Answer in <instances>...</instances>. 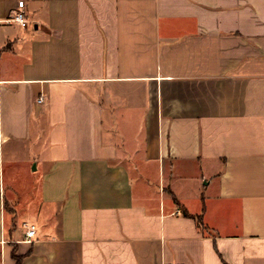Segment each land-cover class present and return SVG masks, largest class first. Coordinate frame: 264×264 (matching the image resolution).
<instances>
[{
    "label": "crops",
    "instance_id": "obj_1",
    "mask_svg": "<svg viewBox=\"0 0 264 264\" xmlns=\"http://www.w3.org/2000/svg\"><path fill=\"white\" fill-rule=\"evenodd\" d=\"M0 190V264H264V0H0Z\"/></svg>",
    "mask_w": 264,
    "mask_h": 264
},
{
    "label": "rangeland",
    "instance_id": "obj_2",
    "mask_svg": "<svg viewBox=\"0 0 264 264\" xmlns=\"http://www.w3.org/2000/svg\"><path fill=\"white\" fill-rule=\"evenodd\" d=\"M5 163V164H4ZM3 163V175L5 178V183L8 184L12 180L15 182V185L19 193V205H18V219H22L24 214L27 213L28 209L35 204L36 192H33L34 185L38 178H36V173L31 172L33 165L28 169V164L24 155H20L17 159V162L14 164H9L10 162ZM151 175L144 178L146 179V184L150 185L153 189L158 190L159 186V177H158V167H152ZM134 184L138 183L136 176H133ZM137 182V183H136ZM9 188V187H8ZM35 195V196H34Z\"/></svg>",
    "mask_w": 264,
    "mask_h": 264
},
{
    "label": "built area",
    "instance_id": "obj_3",
    "mask_svg": "<svg viewBox=\"0 0 264 264\" xmlns=\"http://www.w3.org/2000/svg\"><path fill=\"white\" fill-rule=\"evenodd\" d=\"M23 9H24V3L21 2L18 4V11L13 14V16L7 21L9 24H16L19 25L22 28H26L28 23L24 18L23 15ZM43 99L40 98L38 100V104H42ZM2 197V192L0 190V198ZM177 216L180 215V212L176 214ZM23 230H24V236H25V241L28 243H31L33 240L36 239L37 237V228L35 225L30 224V223H24L23 224Z\"/></svg>",
    "mask_w": 264,
    "mask_h": 264
},
{
    "label": "trees",
    "instance_id": "obj_4",
    "mask_svg": "<svg viewBox=\"0 0 264 264\" xmlns=\"http://www.w3.org/2000/svg\"><path fill=\"white\" fill-rule=\"evenodd\" d=\"M194 220L197 222V224L201 227V228H204L203 227V222H202V215H200L199 217H195ZM13 258L14 260L16 261V264H20V259L17 258L15 256V253L13 254Z\"/></svg>",
    "mask_w": 264,
    "mask_h": 264
},
{
    "label": "water",
    "instance_id": "obj_5",
    "mask_svg": "<svg viewBox=\"0 0 264 264\" xmlns=\"http://www.w3.org/2000/svg\"><path fill=\"white\" fill-rule=\"evenodd\" d=\"M33 170L35 171L36 169H35V166L33 167Z\"/></svg>",
    "mask_w": 264,
    "mask_h": 264
}]
</instances>
